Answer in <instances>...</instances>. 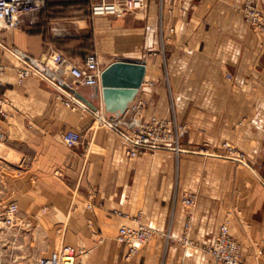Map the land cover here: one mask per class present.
<instances>
[{
	"label": "crops",
	"instance_id": "1",
	"mask_svg": "<svg viewBox=\"0 0 264 264\" xmlns=\"http://www.w3.org/2000/svg\"><path fill=\"white\" fill-rule=\"evenodd\" d=\"M81 1L56 2L15 28L0 27V109L7 113L0 115V202H16L20 228L30 223L86 247L85 264H223L205 246L225 221L242 245V264H264V20L247 17V0H147L123 18L92 17L91 3ZM254 4L264 19V0ZM90 28L105 67L146 65L129 107L143 101L147 119L174 118L179 155L158 148L129 158L120 131L96 125L83 99L117 117L96 86L18 81L22 63L13 48L53 68L59 56L80 64L94 51L74 49L78 38L68 37ZM71 97L85 109L68 106ZM65 130L83 134L82 143L67 147ZM186 192L198 195L194 209L183 203ZM138 221L155 233L129 255L116 237ZM28 237L41 254L37 234H8L6 249Z\"/></svg>",
	"mask_w": 264,
	"mask_h": 264
},
{
	"label": "built area",
	"instance_id": "2",
	"mask_svg": "<svg viewBox=\"0 0 264 264\" xmlns=\"http://www.w3.org/2000/svg\"><path fill=\"white\" fill-rule=\"evenodd\" d=\"M60 1L66 0H0V25L6 29L15 28L22 16H37L47 8L48 2ZM146 4L147 0H91L90 14L92 17L123 18L144 10ZM245 10L247 17L254 23L264 20L254 0H247ZM11 52L22 63L17 70L19 82L30 76H38L52 83L59 82L67 89L75 91L78 86H99L105 69L96 51L88 53L80 64H72L59 56L55 68L18 48H13ZM65 76H69L72 81H67ZM228 78L232 76L228 75ZM66 104L73 109L81 107L74 97L69 98ZM144 110L145 102L139 101L113 119L106 117L104 108H95L93 113L98 124L120 131L127 142L126 155L129 158L153 152L158 148L168 149L179 155L183 148L176 120L157 116L147 119ZM0 115L7 118L3 108L0 109ZM4 136L0 124V147ZM83 139V134L75 130H65L62 133L63 143L70 148L80 145ZM197 201L196 193L186 192L183 196V203L190 209L197 206ZM18 212L19 206L16 203L5 205L0 212L3 225L6 227L15 225ZM154 233L153 228L138 221L137 226L120 227L118 240L128 246L130 255L137 253ZM8 242V234H0V258L3 257L4 251H9L6 249ZM205 249L223 264H241L242 246L230 234L228 223L221 225L215 241L211 245H206ZM80 254L81 251L76 247L64 245L46 256L39 257L36 264H81Z\"/></svg>",
	"mask_w": 264,
	"mask_h": 264
},
{
	"label": "rangeland",
	"instance_id": "3",
	"mask_svg": "<svg viewBox=\"0 0 264 264\" xmlns=\"http://www.w3.org/2000/svg\"><path fill=\"white\" fill-rule=\"evenodd\" d=\"M80 3H81L80 5H83L84 7L85 6L88 7L89 3H91V0H82ZM0 27L2 26L0 25ZM97 34L98 33L94 31L93 28H90L86 32H82V31L73 32L72 35L68 37V39L70 37L78 38L76 41L72 40V43L76 44L74 49H79L81 46H84L89 51H94V52L96 51L98 52L99 55H101V57H104L102 56L103 54L99 51L100 42H99V39L97 38ZM67 44H70V42L63 44L62 46L67 45ZM98 47H99V50L97 49ZM65 77L67 81L69 82L72 81V79L69 76H65ZM95 124L96 125L98 124L96 120H95ZM10 203H16V202H12V201L7 202V203L0 202V212L5 205L10 204ZM224 223H228V225L230 226V223L228 221H225ZM17 224L18 223L16 222L15 225L11 227H6L3 225L0 219V234H33V236L37 234L38 238H41L42 253L37 254V255L33 253L34 243L31 241L30 237L26 239L25 246H24L25 243L24 244L22 242L19 243L18 241L15 240V242L13 243L14 245L13 249L11 248L9 251H4L3 257L0 258V264H36V260L39 257L46 256L50 254L51 252H53L54 250L61 248L64 245H71L79 249L81 251L80 262L81 264H85V260L87 256L89 255V250L86 247L75 245V244H68L67 241L61 237V234H53V233L45 232V231H36L33 228L32 224L30 223H26V222L22 223L21 224L22 228H20V225H17ZM116 240L119 242L118 235L116 237ZM37 247H40L39 243L37 244ZM241 264H242V257H241Z\"/></svg>",
	"mask_w": 264,
	"mask_h": 264
},
{
	"label": "water",
	"instance_id": "4",
	"mask_svg": "<svg viewBox=\"0 0 264 264\" xmlns=\"http://www.w3.org/2000/svg\"><path fill=\"white\" fill-rule=\"evenodd\" d=\"M145 74L146 65L143 63L116 60L106 66L101 84L96 86V92L101 93L106 111L117 116L124 113L142 86ZM83 99L94 109L97 108Z\"/></svg>",
	"mask_w": 264,
	"mask_h": 264
},
{
	"label": "trees",
	"instance_id": "5",
	"mask_svg": "<svg viewBox=\"0 0 264 264\" xmlns=\"http://www.w3.org/2000/svg\"><path fill=\"white\" fill-rule=\"evenodd\" d=\"M54 3H56V2H48L47 7H49L50 5H52V4H54Z\"/></svg>",
	"mask_w": 264,
	"mask_h": 264
},
{
	"label": "bare ground",
	"instance_id": "6",
	"mask_svg": "<svg viewBox=\"0 0 264 264\" xmlns=\"http://www.w3.org/2000/svg\"><path fill=\"white\" fill-rule=\"evenodd\" d=\"M127 111V110H126Z\"/></svg>",
	"mask_w": 264,
	"mask_h": 264
}]
</instances>
